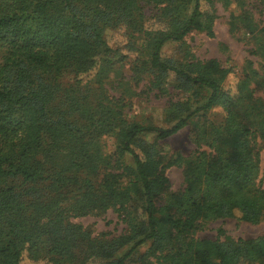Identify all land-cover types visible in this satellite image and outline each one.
<instances>
[{
    "label": "trees",
    "instance_id": "trees-1",
    "mask_svg": "<svg viewBox=\"0 0 264 264\" xmlns=\"http://www.w3.org/2000/svg\"><path fill=\"white\" fill-rule=\"evenodd\" d=\"M141 1L0 0V264H21L24 253L34 261L68 264L85 240L90 244L81 264L114 257L103 264H125L147 242L162 253L160 264H264V236L235 240L220 229L225 240L188 238L205 223L237 213L252 224L263 221L260 155L253 145L258 134L264 138V105L254 99L249 78L235 77L217 60L161 57L169 41L183 44L195 31L214 36L213 0H146L161 6L158 28L152 30L143 27ZM105 25L121 26L129 36L142 34L152 73L163 81L174 77L194 95L209 91L207 101L187 117H177L171 128L125 120L103 92L113 69ZM261 50L264 56V46ZM231 78L235 90L227 85ZM103 100L110 106L104 107ZM216 108L224 125L216 128L214 152L200 153L186 189L159 205L169 180L156 145L138 137L154 132L165 140L197 113ZM104 133H116L120 156L128 153L135 161V167H125V176L134 181L115 187L109 175L106 191L96 189L97 175L110 165L99 146ZM11 181L20 184L9 187ZM48 181L47 200L32 193L30 185ZM73 184H84L87 191L66 202L58 191ZM133 195L142 204L136 210ZM117 204L127 211L130 231L125 235L92 240L88 230L70 221L100 216ZM170 242L175 245L168 249ZM128 244L131 249L118 255Z\"/></svg>",
    "mask_w": 264,
    "mask_h": 264
},
{
    "label": "rangeland",
    "instance_id": "rangeland-1",
    "mask_svg": "<svg viewBox=\"0 0 264 264\" xmlns=\"http://www.w3.org/2000/svg\"><path fill=\"white\" fill-rule=\"evenodd\" d=\"M213 2L216 10L214 36L195 31L184 39L183 44L169 41L163 46L161 57L174 58L180 62L217 60L222 67L232 69L235 77L249 78L254 99L264 105V56L261 50L264 46V0H213ZM140 6L145 18L143 27L148 30L158 28L155 16L160 12L161 6L146 0H142ZM103 35L111 49V67L114 69L110 71L109 78L102 85L103 92L110 97V100H114L117 104L115 106L120 109L123 118L128 122L149 127L171 128L177 123V117H187L207 101L209 91L200 89L197 95H194L174 77L163 81L158 74L152 73L148 62V44L142 34L134 33V36H129L121 26L113 28L111 25H105ZM146 64L149 67L145 66ZM60 83L63 87L67 86L66 81ZM233 84L235 80L229 79L227 85L235 90L231 86ZM103 106H110L109 101L103 100ZM192 118L188 126L165 140H158L154 132L144 133L138 137V141L147 145H156L161 166H164V175L169 180L158 199V204L161 206L167 205L172 195L186 189L189 177L193 175L192 168L195 167L196 157L202 152L206 154L214 152L210 145L219 137L216 128L224 125L221 108L199 112ZM119 145L120 141L116 133H104L100 138L102 157L103 159L109 157L110 165L97 175V182L95 180L97 190L108 189L105 177L109 175H114L115 187L126 186L134 181L133 178L125 176V167H135V161L128 153L120 156ZM134 149L143 158L144 152L139 146ZM253 150L260 155V174L257 183L264 189V138L259 134L254 139ZM104 163H106L105 159ZM13 184L20 183L11 181L9 187ZM49 185L48 181L30 186L34 187L33 194L45 195L43 198L47 200ZM86 191L87 187L84 184H73L58 192L62 195V199L68 202ZM132 197L133 210H136L142 204L135 195ZM119 207L120 205L117 204L100 216L74 217L70 221L88 230L92 240L101 237L110 240L130 231L125 221L127 211L119 210ZM240 216L237 213L236 217L211 220L188 238L225 240V236H220L218 233L220 229L235 240L264 236V219L259 224H252L241 220ZM89 241L85 240L78 245L74 261L68 264H81L89 248ZM174 245L175 242H170L167 248L171 249ZM131 247L132 244L124 246L118 255H124ZM161 254L154 252L151 243L147 242L139 246L125 264H160L158 258ZM114 258L92 259L88 264L108 263ZM21 264L51 263L31 260L24 253Z\"/></svg>",
    "mask_w": 264,
    "mask_h": 264
}]
</instances>
